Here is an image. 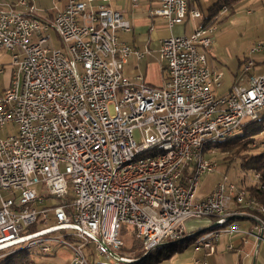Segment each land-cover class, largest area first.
Returning <instances> with one entry per match:
<instances>
[{
    "label": "built area",
    "instance_id": "obj_1",
    "mask_svg": "<svg viewBox=\"0 0 264 264\" xmlns=\"http://www.w3.org/2000/svg\"><path fill=\"white\" fill-rule=\"evenodd\" d=\"M37 1L0 0L6 8L0 9V54H8L10 67L9 85L0 93V260L21 242L44 236L46 254L67 248L68 264H89V242L109 264H127L135 257L122 251L124 227L148 250L185 233L186 222L208 218L218 231L194 242L195 251L214 254L219 238L230 235L252 245L256 255L264 226L251 214L242 226L245 209L233 208L235 199L253 202L243 187L224 180L197 196L200 178L217 168L198 160L197 142L255 121L264 110V73L215 95L221 74L210 70L206 51L216 24L206 26L187 0H158L150 15L168 28L187 19L199 24L187 36L159 42L160 87L139 75L131 82L124 66L149 52L120 40L131 25L110 0H64L43 15ZM224 13L223 7L219 16ZM261 52L264 44L250 51L244 72ZM156 141H178L177 152L134 155L135 147ZM126 157H137V164L118 174ZM172 159H186V166L165 181L144 178V171H158ZM226 215H235V222H226Z\"/></svg>",
    "mask_w": 264,
    "mask_h": 264
},
{
    "label": "crops",
    "instance_id": "obj_2",
    "mask_svg": "<svg viewBox=\"0 0 264 264\" xmlns=\"http://www.w3.org/2000/svg\"><path fill=\"white\" fill-rule=\"evenodd\" d=\"M158 2V0H137L136 6H133L132 0H110V7L121 12L123 17L129 21L131 25V30L129 32H122L119 34L120 40L133 50L139 52L147 50L149 52L148 55L144 56L141 60H137L135 57L131 56L127 61V64L124 66L125 75L131 82H136L139 75L143 78L145 83L156 87H160L165 78L162 66L156 71L157 79H153L150 77L147 78L146 76L149 64H146L147 68L144 69V74L139 70V64L144 61L149 54L158 53L159 42L161 40L169 38L170 36H187L191 34L199 24V20L187 19L185 23L180 26H174L171 29L168 28L167 23L163 18L150 15L151 11L158 8ZM215 2L216 0H187L190 9H197L204 16L206 15L208 8ZM245 5L250 6L251 9L255 8L254 20L256 18L262 19L264 17V0H245L238 5L237 9L231 14L228 13L221 18L217 24L227 21L229 17L235 14L236 10L243 8ZM247 14L252 15L249 12ZM216 41L213 32L212 44L206 51L207 58H209L211 62V64H209L210 62L208 60L210 70L215 74H221L218 83L214 84L212 87V91L215 95L224 96L232 86L245 84L248 76L264 73V52L254 55V67L249 72H244L243 67L249 60V52L252 49L242 57L235 49L234 56H232L228 51H226V54L224 49L218 46ZM262 44H264V39L262 40ZM4 65L7 67L8 75L5 86L1 89L0 93L7 89L10 81L9 56L5 53L0 56V73L5 70ZM245 221L248 220L242 219L240 223L242 226L246 227L248 223ZM203 223L205 222L203 221L200 224ZM229 244L233 245L232 250L234 254H230L227 250ZM221 251L225 254L234 256L233 264H264V243H260L257 246L256 255H254L252 245L249 244L242 246L239 238L230 235H223L219 238L216 244L215 253L211 256H214ZM245 254L248 256L246 257ZM239 256H243V258L239 259ZM69 258L67 260H69Z\"/></svg>",
    "mask_w": 264,
    "mask_h": 264
},
{
    "label": "rangeland",
    "instance_id": "obj_3",
    "mask_svg": "<svg viewBox=\"0 0 264 264\" xmlns=\"http://www.w3.org/2000/svg\"><path fill=\"white\" fill-rule=\"evenodd\" d=\"M64 4V0L52 2V0H38L36 2V8L39 10V14L43 15L41 11L43 10H50L52 11L54 7L60 9ZM2 11H5V7H0ZM237 9V7L235 8ZM251 13L249 15L247 13ZM229 12H226L220 15L217 20H221L224 16H226ZM255 8L251 9L250 6H244L235 11V14L228 18L227 21H224L221 24H217L214 31V38H216V42L218 46L226 51L230 52L232 56H234V50H237V53L242 57L244 54H247L251 49L255 48L257 45H262V40L264 39V17L262 19L256 18L255 20L253 17L255 16ZM218 23V21L216 22ZM215 23V24H216ZM52 41L54 42V46L56 48H60L57 39L54 35L51 36ZM250 53V52H249ZM1 56V54H0ZM223 58V57H222ZM210 59L207 58V61ZM152 63V64H151ZM146 64H149V68L146 72L147 78H155L157 79L156 71L160 69V66L163 67L162 62L158 58V53L149 54L144 61L139 64V70L144 74V69H146ZM211 64V62L209 63ZM8 66V65H7ZM5 70L0 73V91L5 86L6 78H7V67L4 65ZM240 85V84H239ZM242 130L238 129L234 135L240 133ZM2 137V134H0ZM263 141L260 140L259 143ZM254 147V146H253ZM255 150V149H254ZM253 152V151H251ZM213 160L217 163V168L213 173L203 175L199 182H198V191L197 196L199 198H203L208 195L217 185V183L226 180L227 182H231L240 186V181L243 175H246L245 185L255 184L258 181V176L255 175V180L253 173L246 172L243 173L238 164V159H235V162L228 166V170L226 171V165L222 163L223 156L215 153L214 155L210 156ZM5 196V195H4ZM254 201V200H253ZM255 202V201H254ZM256 203V202H255ZM257 204V203H256ZM258 207V206H257ZM263 208V207H258ZM202 220H191L186 222L185 226V235L184 238H191L190 241L186 242L185 240L169 242L168 246L175 247L177 249H182L181 252L174 254L169 260L162 262L161 264H195V261H204L207 264H233V255L225 254L224 252H218L216 255L211 256L206 254L203 250L195 251L194 247V240L200 237V234L193 235L191 233L193 230H197L196 226H198ZM40 229V226L37 227V230ZM124 231L131 230L128 226L127 228H123ZM122 229V230H123ZM122 234V231H121ZM126 234V236H121L123 241L125 242L127 250H131L128 252L136 258V255L141 252V247L138 242H133L130 240V236ZM28 242H25L20 246H17V249L20 250H28L29 253V260L28 264H67V259L70 257V251L67 248L61 247L57 250V253L54 257L52 254H46V252H42L41 249L38 247H30V248H23L26 246ZM185 247V248H184ZM16 249L12 248L9 251ZM20 250H16L20 251ZM85 257L89 264H103L106 260L102 257H99L96 252L93 250V244L88 243L84 247ZM12 252L11 254H13ZM215 253V252H214ZM230 254H234L233 250H229ZM10 255V254H8ZM7 255V256H8ZM6 256H4L5 258ZM241 257V258H240ZM239 259H242L243 256H239ZM137 259V258H136ZM142 259L140 260V262ZM136 263V262H135ZM139 263V262H138Z\"/></svg>",
    "mask_w": 264,
    "mask_h": 264
},
{
    "label": "trees",
    "instance_id": "obj_4",
    "mask_svg": "<svg viewBox=\"0 0 264 264\" xmlns=\"http://www.w3.org/2000/svg\"><path fill=\"white\" fill-rule=\"evenodd\" d=\"M243 1L245 0H216V2L208 8L205 16L201 14L202 20L206 26L214 24L217 21L219 22L217 18L223 7L226 9V12L231 14ZM240 129L242 130L240 133L224 141L214 142L211 146L215 148L216 153L223 156L222 163L227 166L226 171L228 170V166L233 164L235 159H238L239 168L243 173L251 172L258 176V181L255 184L245 185L246 175H243L240 181V186L245 190L247 198L254 200L258 207L264 208V117L252 122L244 123ZM260 140L263 142L259 143ZM203 221L205 223L199 224L196 227L197 230L191 232L193 233L192 236L198 234L202 235L210 230L218 229V225H215L213 219H202V222ZM248 221H250V219H248ZM227 222H235V218H231L227 220ZM34 231V226L28 229V232ZM121 236H126L124 229L122 230ZM130 240L132 241L133 246V242H137L134 239L133 234L130 236ZM183 240L188 242L191 238L186 237L177 241L182 242ZM168 243L162 244L149 251L141 250V252L136 255L137 259L134 258L127 264H161L162 262L169 260L174 254L182 251V249H177L171 245L168 246ZM15 251H13V254H11V252L10 255L1 259L0 264H28V250ZM122 251L131 252L130 249L127 250L126 245ZM141 259L142 261L140 262ZM103 264H109V262L106 260Z\"/></svg>",
    "mask_w": 264,
    "mask_h": 264
},
{
    "label": "bare ground",
    "instance_id": "obj_5",
    "mask_svg": "<svg viewBox=\"0 0 264 264\" xmlns=\"http://www.w3.org/2000/svg\"><path fill=\"white\" fill-rule=\"evenodd\" d=\"M262 117H264V110L257 111L255 120L261 119ZM243 124L244 123H241L237 129H229L228 131H225L221 135H212L211 138H209L206 141H198L197 142L198 160L202 161L204 164H215L217 161L215 162L213 158L210 157L215 154V152H210V149H214V147H212L211 144L214 142H218V141H224L234 136L235 132L238 129H240V127H242ZM177 149H178V141H166V142L156 141V142H149L148 144L139 145L135 147L134 155L138 157H145V156H150V155L176 153ZM135 164H137V157H126L125 160L122 163H119L118 165V174H126V171L128 169L135 168ZM185 166H186V159H172L169 162V165L162 166L161 168L158 169V171H144V178L151 179L154 181H165L169 178V175L177 174L179 170ZM235 187H239V186L235 184ZM243 195L245 198H247V194L244 189H243ZM233 208L245 209L246 213H240L241 220L250 219V214L255 215V220L259 221L260 224L264 226V208H258L257 204L254 201L247 202V199H235L233 200ZM231 218H235V215H226V222L227 220ZM215 225H218V223H215ZM216 231H218V229L210 230L200 235V237L196 239L194 242H199L200 239H203L204 235L214 234ZM184 235L185 233H179L174 238H162L157 243V245H155L154 247H151V249L144 250V251L155 249L158 246L162 244H166L171 241L181 240L184 238ZM23 243L25 242H21L19 245ZM43 244H45V237L37 236V237H33V243L28 242L26 246H24L23 248L39 246L42 252H46V248L42 246ZM12 248H16V249H13L11 251L8 250V252L3 255L2 259L4 258V256H7L11 252L18 250L17 247H12Z\"/></svg>",
    "mask_w": 264,
    "mask_h": 264
}]
</instances>
